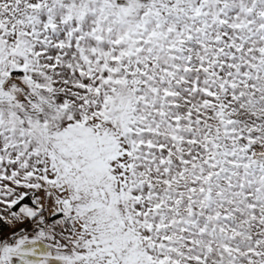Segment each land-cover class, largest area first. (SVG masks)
Wrapping results in <instances>:
<instances>
[{"label":"snow or ice","instance_id":"obj_1","mask_svg":"<svg viewBox=\"0 0 264 264\" xmlns=\"http://www.w3.org/2000/svg\"><path fill=\"white\" fill-rule=\"evenodd\" d=\"M0 264H264V0H0Z\"/></svg>","mask_w":264,"mask_h":264}]
</instances>
